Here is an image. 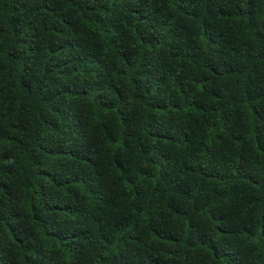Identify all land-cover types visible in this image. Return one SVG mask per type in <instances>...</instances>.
Segmentation results:
<instances>
[{
  "label": "trees",
  "instance_id": "obj_1",
  "mask_svg": "<svg viewBox=\"0 0 264 264\" xmlns=\"http://www.w3.org/2000/svg\"><path fill=\"white\" fill-rule=\"evenodd\" d=\"M0 264H264V0H0Z\"/></svg>",
  "mask_w": 264,
  "mask_h": 264
}]
</instances>
